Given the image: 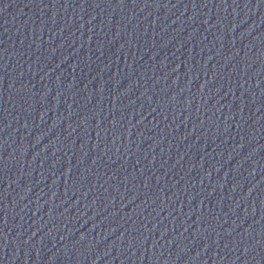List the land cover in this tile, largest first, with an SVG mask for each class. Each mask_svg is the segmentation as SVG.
<instances>
[{
    "label": "water",
    "instance_id": "water-1",
    "mask_svg": "<svg viewBox=\"0 0 264 264\" xmlns=\"http://www.w3.org/2000/svg\"><path fill=\"white\" fill-rule=\"evenodd\" d=\"M0 264H264V0H0Z\"/></svg>",
    "mask_w": 264,
    "mask_h": 264
}]
</instances>
